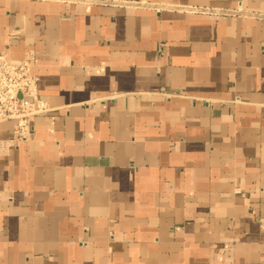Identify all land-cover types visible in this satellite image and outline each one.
<instances>
[{
  "label": "crops",
  "instance_id": "1",
  "mask_svg": "<svg viewBox=\"0 0 264 264\" xmlns=\"http://www.w3.org/2000/svg\"><path fill=\"white\" fill-rule=\"evenodd\" d=\"M51 111L0 124V264H261L264 0H0Z\"/></svg>",
  "mask_w": 264,
  "mask_h": 264
},
{
  "label": "built area",
  "instance_id": "2",
  "mask_svg": "<svg viewBox=\"0 0 264 264\" xmlns=\"http://www.w3.org/2000/svg\"><path fill=\"white\" fill-rule=\"evenodd\" d=\"M49 111L48 103L39 96L38 78L31 72L30 60L15 62L0 52V124L14 123L11 143L25 142L33 131V118ZM257 222L264 233V213Z\"/></svg>",
  "mask_w": 264,
  "mask_h": 264
}]
</instances>
